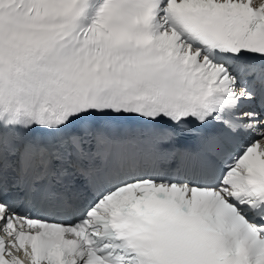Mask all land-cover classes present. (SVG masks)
<instances>
[{"label":"snow or ice","instance_id":"obj_1","mask_svg":"<svg viewBox=\"0 0 264 264\" xmlns=\"http://www.w3.org/2000/svg\"><path fill=\"white\" fill-rule=\"evenodd\" d=\"M15 252L264 264V0H0V264Z\"/></svg>","mask_w":264,"mask_h":264}]
</instances>
